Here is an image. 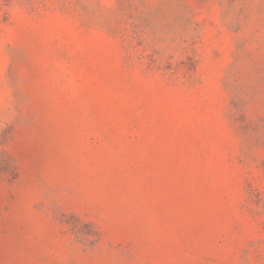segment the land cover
<instances>
[{"label": "rangeland", "instance_id": "obj_1", "mask_svg": "<svg viewBox=\"0 0 264 264\" xmlns=\"http://www.w3.org/2000/svg\"><path fill=\"white\" fill-rule=\"evenodd\" d=\"M0 264H264V0H0Z\"/></svg>", "mask_w": 264, "mask_h": 264}]
</instances>
